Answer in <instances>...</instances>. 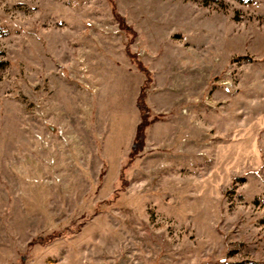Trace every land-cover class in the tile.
I'll list each match as a JSON object with an SVG mask.
<instances>
[{"label": "rangeland", "instance_id": "obj_1", "mask_svg": "<svg viewBox=\"0 0 264 264\" xmlns=\"http://www.w3.org/2000/svg\"><path fill=\"white\" fill-rule=\"evenodd\" d=\"M0 264H264V0H0Z\"/></svg>", "mask_w": 264, "mask_h": 264}, {"label": "trees", "instance_id": "obj_2", "mask_svg": "<svg viewBox=\"0 0 264 264\" xmlns=\"http://www.w3.org/2000/svg\"><path fill=\"white\" fill-rule=\"evenodd\" d=\"M146 73V71H145ZM143 90L140 92V96L138 98V106H139V111H140V121L136 126V131H135V137H134V143L135 144H140L142 142V137H143V133H144V129L145 127L148 125V117L150 114L149 109L147 108L144 100H143ZM137 148L134 147L131 151H130V155L129 157L131 158V156L136 152Z\"/></svg>", "mask_w": 264, "mask_h": 264}]
</instances>
